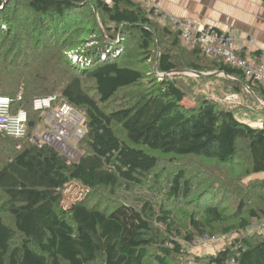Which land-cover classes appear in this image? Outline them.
<instances>
[{
    "label": "trees",
    "instance_id": "obj_1",
    "mask_svg": "<svg viewBox=\"0 0 264 264\" xmlns=\"http://www.w3.org/2000/svg\"><path fill=\"white\" fill-rule=\"evenodd\" d=\"M151 11L133 0H0V96L11 99L14 112H27V139L41 120L34 98L58 96L84 118L75 162L27 139L18 149L10 143L21 141L0 133V264H180L182 242L219 226L225 235L244 232L254 222L263 226L203 263L264 264V195L257 207L246 202L261 195L264 179L249 182L236 214L216 204V183L203 181L204 191L191 194L182 170L159 191L172 202L190 196L192 210L177 216L134 195L148 182L154 187L162 156L231 166L236 179L264 174V129L204 96L184 106L181 81L219 79L228 93H247L263 110L264 89L221 58L188 50ZM144 85L142 95H122ZM71 183L91 195L63 210ZM122 190L130 203L121 201Z\"/></svg>",
    "mask_w": 264,
    "mask_h": 264
},
{
    "label": "rangeland",
    "instance_id": "obj_2",
    "mask_svg": "<svg viewBox=\"0 0 264 264\" xmlns=\"http://www.w3.org/2000/svg\"><path fill=\"white\" fill-rule=\"evenodd\" d=\"M2 80V79H0ZM181 81V80H180ZM181 85L186 92L187 96L183 100L182 104L186 107H193L195 106L196 102L200 96H204L210 99H214L218 101L221 105L230 108L234 111V115L236 119H238L242 123H246L252 127L263 128L264 129V110L261 109V105L257 103V101L247 93H240L238 95L228 93L227 90L223 89V84L219 79L213 80H204L199 81L196 79L195 75H188L187 77L183 78L181 81ZM146 90V86L139 87L136 90L130 92H124V96L129 97L132 94L137 95L143 94ZM39 134V133H38ZM37 134V135H38ZM38 138L41 139V134L38 135ZM25 141V140H24ZM2 141L0 140V144ZM25 142H20L19 144L10 143V145H17L23 146ZM5 146L11 147L4 143ZM53 147V146H52ZM55 148V146L53 147ZM1 150V147H0ZM81 150L77 147L73 148V151L68 156H65L69 161L75 162L80 157ZM1 158V157H0ZM160 164L157 169L154 171V174L159 176L160 178L155 179L154 187H152V182H148L149 185L145 184L141 191H135V196H140L141 199H152V201L157 202L159 207L164 206L171 207L173 209L174 214L178 216V213H182V211L188 212L192 210L195 206V203L188 204L190 200L189 198H179L177 201H170L169 196H166L165 191H159L161 187L164 185L167 186L171 177L178 171L182 170L184 172L185 181H190V189L191 194L196 191L198 188L200 191H204V187H199L203 183V181L211 183H216L215 187L217 186L215 197L218 196L220 200L216 204H222L223 207L227 208L228 212H233L236 214L235 211L238 209V204L240 200L242 201L248 195H246V191H248L249 182L252 180H259L264 179V174H257L245 178L236 179L240 175L232 176L229 172L232 170L231 166H226L222 164H218L215 162H200L195 158H176V159H169V157H163L160 159ZM205 164H204V163ZM1 164V161H0ZM231 165L236 166V163H231ZM245 165V161H242L241 165L238 169L242 170V167ZM208 170V176L205 175L204 171ZM154 175V176H155ZM150 180V179H149ZM212 182H210V181ZM235 180H237L235 182ZM221 183V185H220ZM150 186V187H149ZM157 191V192H156ZM208 191V190H205ZM213 192V191H211ZM261 195H259L258 191L255 193L254 198H249L246 202L253 204L255 207L259 206V199L262 198L264 195V191H260ZM119 197L121 198L122 202L130 203L131 197L129 193L120 191ZM190 194V195H191ZM91 193L87 192L86 189L81 187V185L77 183H71L67 185L63 190V200L61 202V207L63 210H66L71 205L77 203L78 201L86 200L90 198ZM97 195H100L99 193ZM102 196V195H101ZM195 196L193 195L192 198ZM260 197V198H259ZM104 198V197H103ZM104 200L110 204V201L105 199ZM173 203V205H172ZM208 203V202H207ZM171 204V205H170ZM187 206H186V205ZM221 205V206H222ZM112 206V205H111ZM112 208V207H111ZM242 216V215H241ZM228 225V224H227ZM261 223L254 222L251 226V229L245 230L244 232H232L228 235H225L220 232L221 227L216 230L213 234H209L210 236L216 237L217 240L210 241L207 243H202L198 246H195L191 243L186 244L183 243L184 246V253L181 256L180 260L178 261L180 264H205L203 260L210 255L217 254L218 251L224 250L228 248L231 242L240 236L249 235L255 230L261 228ZM225 226V225H224ZM223 229V228H222ZM222 234V235H221ZM203 258V259H202ZM200 259V260H199ZM202 259V260H201ZM152 264H156L151 260Z\"/></svg>",
    "mask_w": 264,
    "mask_h": 264
},
{
    "label": "built area",
    "instance_id": "obj_3",
    "mask_svg": "<svg viewBox=\"0 0 264 264\" xmlns=\"http://www.w3.org/2000/svg\"><path fill=\"white\" fill-rule=\"evenodd\" d=\"M108 4L111 0H106ZM140 2L144 0H133ZM151 15L162 26L178 32L180 41L188 50L199 49L208 58H221L224 63L242 72L246 82L259 85L264 89V49L259 48L250 37L241 38L234 31H222L211 26H203L191 20L170 16L157 7L151 8ZM18 100L22 94L18 93ZM58 96L37 97L32 101V110L39 113L41 120L27 139L28 114L25 110H12V101L7 96H0V133L14 141L29 140L40 145L55 146L64 156L72 153L84 135L83 114L66 102H59ZM41 134V139L38 135ZM38 134V135H37ZM19 149L20 147L17 146ZM217 240L204 235L191 244ZM211 264H237L234 259Z\"/></svg>",
    "mask_w": 264,
    "mask_h": 264
},
{
    "label": "crops",
    "instance_id": "obj_4",
    "mask_svg": "<svg viewBox=\"0 0 264 264\" xmlns=\"http://www.w3.org/2000/svg\"><path fill=\"white\" fill-rule=\"evenodd\" d=\"M148 10L157 7L170 16L191 20L222 31L250 37L264 49V4L262 0H144Z\"/></svg>",
    "mask_w": 264,
    "mask_h": 264
},
{
    "label": "water",
    "instance_id": "obj_5",
    "mask_svg": "<svg viewBox=\"0 0 264 264\" xmlns=\"http://www.w3.org/2000/svg\"><path fill=\"white\" fill-rule=\"evenodd\" d=\"M208 75H210V74H202L201 76H208ZM31 125V124H30Z\"/></svg>",
    "mask_w": 264,
    "mask_h": 264
},
{
    "label": "bare ground",
    "instance_id": "obj_6",
    "mask_svg": "<svg viewBox=\"0 0 264 264\" xmlns=\"http://www.w3.org/2000/svg\"><path fill=\"white\" fill-rule=\"evenodd\" d=\"M150 13V12H149ZM150 15H151V13H150ZM154 18H152V20H153ZM160 25V24H159ZM167 27V26H166ZM168 28V27H167ZM175 32V31H174ZM178 36H179V34H178Z\"/></svg>",
    "mask_w": 264,
    "mask_h": 264
}]
</instances>
